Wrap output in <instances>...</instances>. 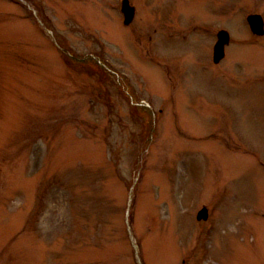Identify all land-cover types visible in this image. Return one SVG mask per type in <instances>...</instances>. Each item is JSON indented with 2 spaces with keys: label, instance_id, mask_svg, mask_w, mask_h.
I'll return each instance as SVG.
<instances>
[{
  "label": "rangeland",
  "instance_id": "rangeland-1",
  "mask_svg": "<svg viewBox=\"0 0 264 264\" xmlns=\"http://www.w3.org/2000/svg\"><path fill=\"white\" fill-rule=\"evenodd\" d=\"M123 1L0 0V264H264V0Z\"/></svg>",
  "mask_w": 264,
  "mask_h": 264
},
{
  "label": "water",
  "instance_id": "water-1",
  "mask_svg": "<svg viewBox=\"0 0 264 264\" xmlns=\"http://www.w3.org/2000/svg\"><path fill=\"white\" fill-rule=\"evenodd\" d=\"M122 11L125 15L124 23L129 25L132 23L135 17V8L130 5L128 0H125L123 3ZM249 21L252 24V28L256 33L264 34V21L260 15H253L249 18ZM230 42V34L228 31H221L219 33V41L216 45L215 50V61L219 62L225 55L224 47L226 44ZM208 218V210L205 208L198 214V219H207Z\"/></svg>",
  "mask_w": 264,
  "mask_h": 264
}]
</instances>
